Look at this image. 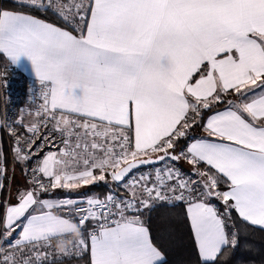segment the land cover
<instances>
[{
	"label": "snow or ice",
	"instance_id": "6c2138e0",
	"mask_svg": "<svg viewBox=\"0 0 264 264\" xmlns=\"http://www.w3.org/2000/svg\"><path fill=\"white\" fill-rule=\"evenodd\" d=\"M20 69L32 82L0 118V192L9 164L26 184L0 200V264H167L147 218L165 229L177 207L196 264L257 251L264 0H0L5 88ZM99 182L103 197L42 198Z\"/></svg>",
	"mask_w": 264,
	"mask_h": 264
},
{
	"label": "trees",
	"instance_id": "16d2710c",
	"mask_svg": "<svg viewBox=\"0 0 264 264\" xmlns=\"http://www.w3.org/2000/svg\"><path fill=\"white\" fill-rule=\"evenodd\" d=\"M5 7L12 6V0H3ZM49 21H52V17H48ZM22 74V73H18ZM23 75V74H22ZM0 95V109L3 104ZM199 130H197V133ZM0 140L3 141L5 148H7L9 139L0 131ZM182 169L189 171V166L186 163H180ZM9 178L14 179V193L15 189L23 187L26 184L23 168L16 166L13 170L11 164L8 165ZM9 179V180H10ZM8 185L9 181L5 182ZM110 188L109 184L99 182L93 185H89L88 192H97L101 197L108 192ZM9 197V195H8ZM7 199V191L1 193V200ZM219 205V202H216ZM221 208L222 206L219 205ZM148 223L151 226L152 235L155 241L160 245L166 255L167 264H196L197 254L194 247V240L190 234V225L186 220L183 209L177 207L172 211L167 220V226L165 229L161 227V220L157 213H152L148 218ZM248 238L254 242L257 249L256 252L249 255L248 253L238 250L234 257L229 260V264H236V262H244V264H261L264 261V231L256 228L248 233ZM75 259L68 260L65 258L64 264H74Z\"/></svg>",
	"mask_w": 264,
	"mask_h": 264
},
{
	"label": "built area",
	"instance_id": "2783aa9c",
	"mask_svg": "<svg viewBox=\"0 0 264 264\" xmlns=\"http://www.w3.org/2000/svg\"><path fill=\"white\" fill-rule=\"evenodd\" d=\"M21 77L22 79L17 76L12 78L9 77V85L7 88H5L3 82L0 81L1 104H3L2 109H0V118H2L6 106L9 116H13L19 108L27 104L28 88L32 79L26 78L24 75ZM184 171L188 172L187 170Z\"/></svg>",
	"mask_w": 264,
	"mask_h": 264
},
{
	"label": "crops",
	"instance_id": "0c3cea01",
	"mask_svg": "<svg viewBox=\"0 0 264 264\" xmlns=\"http://www.w3.org/2000/svg\"><path fill=\"white\" fill-rule=\"evenodd\" d=\"M20 71V73H22L26 78H31L29 73H26L24 70L20 69L18 70ZM88 187L89 186H85L80 188L77 191H65L63 189H56L53 190L50 193L44 194L42 196V198L44 199H59V198H66V197H71V198H85V197H89V196H93V195H99V193L97 192H88ZM100 196V195H99ZM217 201H213V203H216ZM76 264V263H74Z\"/></svg>",
	"mask_w": 264,
	"mask_h": 264
},
{
	"label": "rangeland",
	"instance_id": "374dc122",
	"mask_svg": "<svg viewBox=\"0 0 264 264\" xmlns=\"http://www.w3.org/2000/svg\"><path fill=\"white\" fill-rule=\"evenodd\" d=\"M18 73H20V71H18V70H13V71H10L9 72V77H14V76H17L18 78H20V79H22V74H18ZM8 184H10V188H11V191H9V190H6L7 191V199L11 196L13 199L15 198L14 197V186H15V184H14V179L11 177V179L9 180V183ZM1 193L2 192H0V200H1ZM8 195H9V197H8ZM217 204V203H216ZM218 205V204H217ZM219 206V205H218Z\"/></svg>",
	"mask_w": 264,
	"mask_h": 264
}]
</instances>
